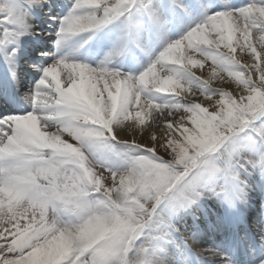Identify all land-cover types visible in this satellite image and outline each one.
I'll return each instance as SVG.
<instances>
[{
  "label": "snow or ice",
  "instance_id": "1",
  "mask_svg": "<svg viewBox=\"0 0 264 264\" xmlns=\"http://www.w3.org/2000/svg\"><path fill=\"white\" fill-rule=\"evenodd\" d=\"M55 7L0 0V264H264V0Z\"/></svg>",
  "mask_w": 264,
  "mask_h": 264
},
{
  "label": "bare ground",
  "instance_id": "2",
  "mask_svg": "<svg viewBox=\"0 0 264 264\" xmlns=\"http://www.w3.org/2000/svg\"><path fill=\"white\" fill-rule=\"evenodd\" d=\"M246 2H247V0H246ZM199 19H200L199 16H196L195 18H193V17H185L184 20H183V23L179 27V29L175 30V31H173L171 33L172 37L173 38H178L179 35H181L183 33V31H186L189 27L193 26L194 23L197 22ZM78 39L79 38H73V40H71L69 42H66L64 45H62L61 48L59 49V54H61V55H70V54H72L78 48V44H77V40ZM74 40H75V42H73ZM50 46H53L54 49H55L54 51H57L56 45L54 43L50 44ZM67 47H69L68 51L66 50ZM78 51H79V54H81V50L79 49ZM98 57L100 58V60H102L104 56H102L101 54H98ZM13 109H16V108H13ZM208 263H210V261Z\"/></svg>",
  "mask_w": 264,
  "mask_h": 264
}]
</instances>
